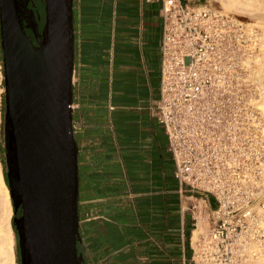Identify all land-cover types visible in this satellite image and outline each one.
I'll use <instances>...</instances> for the list:
<instances>
[{
    "label": "crops",
    "instance_id": "crops-1",
    "mask_svg": "<svg viewBox=\"0 0 264 264\" xmlns=\"http://www.w3.org/2000/svg\"><path fill=\"white\" fill-rule=\"evenodd\" d=\"M73 7L80 252L86 264H184L200 218L181 198L168 137L152 111L161 3L74 0Z\"/></svg>",
    "mask_w": 264,
    "mask_h": 264
},
{
    "label": "built area",
    "instance_id": "built-area-1",
    "mask_svg": "<svg viewBox=\"0 0 264 264\" xmlns=\"http://www.w3.org/2000/svg\"><path fill=\"white\" fill-rule=\"evenodd\" d=\"M159 1L163 58L152 111L165 128L181 198L196 223L202 208L209 216L196 240L192 231L184 264H264L259 34L206 0ZM77 106L73 91V114ZM82 126L73 122L74 131Z\"/></svg>",
    "mask_w": 264,
    "mask_h": 264
},
{
    "label": "water",
    "instance_id": "water-1",
    "mask_svg": "<svg viewBox=\"0 0 264 264\" xmlns=\"http://www.w3.org/2000/svg\"><path fill=\"white\" fill-rule=\"evenodd\" d=\"M18 3L0 0V25L8 179L14 213L22 206L13 218L21 264H86L78 248L79 146L71 107L74 0H45L41 32L33 16L37 46Z\"/></svg>",
    "mask_w": 264,
    "mask_h": 264
},
{
    "label": "rangeland",
    "instance_id": "rangeland-1",
    "mask_svg": "<svg viewBox=\"0 0 264 264\" xmlns=\"http://www.w3.org/2000/svg\"><path fill=\"white\" fill-rule=\"evenodd\" d=\"M206 4L208 6H210L213 9H217L219 11H221L222 13L229 15L233 18H236L238 21L242 22L245 26L248 27L249 23H254V22H258L259 24L264 26V6L262 7L261 5H264V0H256L253 2V4L255 6H252L253 8L256 7L255 11H252L250 13H239L236 10L233 11H228L226 12L225 8L223 7V5L218 2L217 0H206ZM251 7V8H252ZM256 31L258 32V37H260V49L257 50V54H256V67L258 66H264V29L262 28H256ZM0 72H2L3 75V81L0 84V159H3L4 162H1V172L3 174V178L4 181L6 183V172H7V163H6V142H5V108H6V104H5V93H6V88H5V74H4V63H3V50L1 47V36H0ZM1 77V75H0ZM264 76H262V78H258V80H262L264 81ZM1 79V78H0ZM261 105L264 104V95L263 97H261ZM7 185V183H6ZM8 187V185H7ZM9 189V200H10V204H11V214L8 217V213H9V209H8V204L6 201V197H5V193H4V189L2 188V185L0 184V232L1 234L4 235V238L8 237V222L10 223V226L13 229L14 232V236H13V246H12V251H13V260H11V256L8 255L7 252V243L3 240V249H4V253L2 254L1 258H0V263L1 264H13V262H16L17 264H21V259H20V248H19V236H18V232L17 229L14 228L13 224V218L15 216L14 213V207H13V199L11 197L10 194V188ZM210 203L212 204L213 207L216 206V202L213 198L210 199ZM201 207H204V205H202L200 203ZM203 211L202 213L199 215L200 220H206L205 223V228L202 229V232L207 230L209 227V216H208V212L202 208ZM22 214V213H21ZM21 214H18L17 216H20Z\"/></svg>",
    "mask_w": 264,
    "mask_h": 264
},
{
    "label": "bare ground",
    "instance_id": "bare-ground-1",
    "mask_svg": "<svg viewBox=\"0 0 264 264\" xmlns=\"http://www.w3.org/2000/svg\"><path fill=\"white\" fill-rule=\"evenodd\" d=\"M218 2H220L223 7L225 8L226 12H228L229 10L230 11H233V10H236L238 11L240 14L241 13H250L252 11H255L256 7H252V6H255L253 4L254 1L256 0H217ZM262 7L264 5H261ZM252 7V8H251ZM264 8V7H263ZM248 27H256V28H262L264 29V26L259 24L258 22H254V23H249ZM264 38V37H263ZM264 49V48H263ZM256 74H257V77L259 78H262V76H264V66H258L256 67ZM264 78V77H263ZM264 102V101H263ZM261 107L264 109V104L261 105ZM0 184L2 185V188L4 189V193H5V197H6V201H7V204H8V209H9V213H8V217L10 216L11 214V204H10V198H9V189L4 181V178H3V174L1 172V163H0ZM205 223H206V220H200L199 222V225H198V228L194 231V238L193 240H196L198 238V234L202 232V229L205 228ZM8 237L7 238H4V235L1 234L0 232V258L2 256V254L4 253V249H3V240L7 243V252H8V255L11 256V260H13V249H12V244H13V236H14V232H13V229L12 227L10 226V223L8 222ZM2 260V259H1ZM0 260V261H1ZM1 264V263H0ZM13 264H17L16 262H13Z\"/></svg>",
    "mask_w": 264,
    "mask_h": 264
},
{
    "label": "flooded vegetation",
    "instance_id": "flooded-vegetation-1",
    "mask_svg": "<svg viewBox=\"0 0 264 264\" xmlns=\"http://www.w3.org/2000/svg\"><path fill=\"white\" fill-rule=\"evenodd\" d=\"M18 6L20 9V14L28 17V28H26V31L29 36L33 38V41L35 45L37 46V42L35 39V35L33 32V16L35 17L38 25L39 32L42 31V28L44 26L45 21V0H18ZM39 15L41 18L39 19ZM27 22L25 21V25ZM31 26V27H30ZM0 36H1V25H0Z\"/></svg>",
    "mask_w": 264,
    "mask_h": 264
},
{
    "label": "trees",
    "instance_id": "trees-1",
    "mask_svg": "<svg viewBox=\"0 0 264 264\" xmlns=\"http://www.w3.org/2000/svg\"><path fill=\"white\" fill-rule=\"evenodd\" d=\"M6 153H7V150H6ZM1 162H4L3 159H0ZM6 163H7V160H6ZM6 183L8 185V187L10 188L11 190V186H10V182H9V179H8V169H7V172H6ZM22 213V206H20V208L17 210V212L15 213V216H17L18 214H21ZM14 216V217H15ZM14 228L16 229L15 227V224H13ZM78 248H79V244H78ZM80 250V249H79Z\"/></svg>",
    "mask_w": 264,
    "mask_h": 264
}]
</instances>
